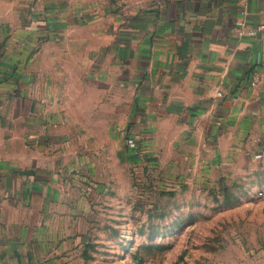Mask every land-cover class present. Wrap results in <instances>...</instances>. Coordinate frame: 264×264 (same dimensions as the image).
I'll use <instances>...</instances> for the list:
<instances>
[{"label": "crops", "instance_id": "obj_1", "mask_svg": "<svg viewBox=\"0 0 264 264\" xmlns=\"http://www.w3.org/2000/svg\"><path fill=\"white\" fill-rule=\"evenodd\" d=\"M31 1H0V264H84L98 180L131 165L206 180L264 161V30L237 37L264 0Z\"/></svg>", "mask_w": 264, "mask_h": 264}, {"label": "rangeland", "instance_id": "obj_2", "mask_svg": "<svg viewBox=\"0 0 264 264\" xmlns=\"http://www.w3.org/2000/svg\"><path fill=\"white\" fill-rule=\"evenodd\" d=\"M128 176L114 185L98 180L103 196L84 229V264H245L264 257V161L206 180H173L148 165H131Z\"/></svg>", "mask_w": 264, "mask_h": 264}, {"label": "built area", "instance_id": "obj_3", "mask_svg": "<svg viewBox=\"0 0 264 264\" xmlns=\"http://www.w3.org/2000/svg\"><path fill=\"white\" fill-rule=\"evenodd\" d=\"M241 20L237 23V37L239 39L245 38L247 36H254L257 32H262L264 30V26H260L257 29L251 28L247 25L245 17L246 12L243 11L240 13ZM262 61H264V54L261 56ZM261 83V77L258 74H253L251 77V86L256 87L258 84ZM262 128V145H261V152H260V158H264V120L261 125ZM126 146L130 150H135L136 152H139L140 149H138V145L136 143V140L134 136L132 138L126 137Z\"/></svg>", "mask_w": 264, "mask_h": 264}, {"label": "trees", "instance_id": "obj_4", "mask_svg": "<svg viewBox=\"0 0 264 264\" xmlns=\"http://www.w3.org/2000/svg\"><path fill=\"white\" fill-rule=\"evenodd\" d=\"M132 137H133L132 134L128 135V138H132ZM136 143L138 144V143H139V140H136ZM139 148H140V147H139V145H138V149H139ZM129 150H130V149H129ZM130 153H131V156H130L131 160H136V159H138V156L140 155L139 152H136L135 150H130Z\"/></svg>", "mask_w": 264, "mask_h": 264}]
</instances>
